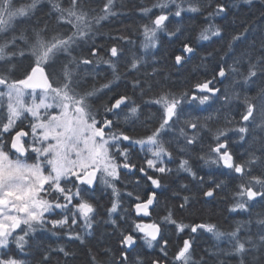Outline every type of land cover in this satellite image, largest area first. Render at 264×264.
<instances>
[{"label":"snow or ice","instance_id":"6c2138e0","mask_svg":"<svg viewBox=\"0 0 264 264\" xmlns=\"http://www.w3.org/2000/svg\"><path fill=\"white\" fill-rule=\"evenodd\" d=\"M42 3L0 0V264H69L74 253L44 234L85 245L101 224V191L102 223L119 247H89L87 264H264V0H239L247 15L228 25L214 22L232 14L219 0L143 4L136 32L151 61L119 29L97 42L103 22L121 15L116 0L99 10L48 0L41 21ZM184 13L204 15L195 37L180 26ZM161 33L176 45L175 66L207 41L220 44L219 62L169 86L156 57ZM101 66L110 75L98 83ZM193 159L210 170L198 174ZM180 173L196 191L165 184ZM218 192L245 223L221 230L210 210L186 222ZM203 233L216 243L197 255Z\"/></svg>","mask_w":264,"mask_h":264},{"label":"trees","instance_id":"16d2710c","mask_svg":"<svg viewBox=\"0 0 264 264\" xmlns=\"http://www.w3.org/2000/svg\"><path fill=\"white\" fill-rule=\"evenodd\" d=\"M150 2L151 0H116V10L120 12L121 15L118 17H112L110 18V20H106L103 22L104 26L100 30L101 34L97 36V42L106 44L108 35L110 33H114L117 29H119L121 32H124V34H130L132 38L137 41L132 51L139 55L145 56L146 60L151 61V53H141L139 51V41L140 39H142V37H140L136 32L137 26L141 23V20L139 19V7L143 4H150ZM219 2L225 3L229 7L232 14L228 16L227 20H219V18H216V20L214 21L215 23L228 25L233 21V19H235L236 16L242 18L247 15V12L244 10L247 6H233L234 4H238L239 0H219ZM64 3L67 4V0H64ZM104 3H106V0H89V6L96 10L101 9ZM42 7L44 11L38 13V18L41 21L47 18V10L49 7L48 0H43ZM183 15L185 18L181 22L180 26L184 30L185 36L191 34L193 37H195L200 29L206 26L203 14L184 13ZM170 19L172 20V23L169 24V27L175 28L177 26L176 18L171 17ZM22 27L30 28V26ZM159 39L161 41V46L159 51L156 52V57L159 60L158 67L161 76L168 77L167 84L169 86H173L174 88H182L183 82L185 80H190L195 73H203L205 70H208L210 74V70L212 69V67L219 62V54H216V50L220 47V44L207 41L200 42L204 44V47L201 48L198 45L197 53L192 57L191 60H189L185 64L184 67H177L174 64V60H170L168 58V54L172 52L173 48L176 47V45L169 41L166 34L161 33ZM208 53H213L215 55V59H213L212 57H208L206 61H202L201 58L206 57ZM129 55H131V53H129ZM149 70H151L150 67ZM98 71L100 72L98 83H102L104 82L105 75H110V72H106L103 66H101ZM159 78L160 77H157V79ZM219 86L221 88H225L228 86V82L226 81L225 84ZM119 90L124 91L123 87H121ZM128 91L131 95L130 85ZM109 95H111V93H109ZM191 163L194 170L197 171L200 175H203L205 172H208L210 170L209 168L204 167L202 162L197 159H193ZM171 166L175 168V164ZM205 178L207 179V176ZM164 182L166 185H170L173 188H178L180 183H185L189 185V188L193 192L196 191V189L194 188L195 182L192 181L191 177H189L186 173H180L179 177H177L175 174L165 177ZM225 193H230V190L226 189ZM225 193L218 192L215 199L212 200L211 204L205 206L203 213L191 217L187 216L186 214V222L192 220H194L195 222H200L202 219L208 220L210 210L211 222L217 224L221 230H226L230 227H234L237 223H245L248 220V214L244 212L230 213L228 211V207L231 203V196L229 194L227 198H225ZM167 195L171 196V192L169 191ZM97 197L101 206L99 209L101 215L97 217V219L101 220V224L97 228L94 237L89 238L88 242L85 245H81L79 241H67L63 235L54 237L48 233L44 234L45 244L51 246L63 245L69 251L74 253V258H69V264H87L89 247L94 250L99 244H103L114 249L119 247L117 237H110L106 235V232H111V226L104 225L102 223L103 219L106 218V207L109 206V198L107 195H104L103 191L98 192ZM199 198L202 200V195ZM258 209L259 206H257V210ZM214 243H216V241L210 236V234L203 233V235H201L196 241L197 255H199L205 247H209ZM61 264H63L62 257Z\"/></svg>","mask_w":264,"mask_h":264}]
</instances>
